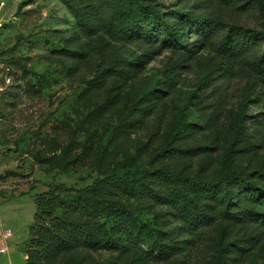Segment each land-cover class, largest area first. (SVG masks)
I'll use <instances>...</instances> for the list:
<instances>
[{"label": "rangeland", "instance_id": "rangeland-1", "mask_svg": "<svg viewBox=\"0 0 264 264\" xmlns=\"http://www.w3.org/2000/svg\"><path fill=\"white\" fill-rule=\"evenodd\" d=\"M154 1L165 11L205 8V13L223 25L210 50L230 26L261 28L257 8L250 0H239L249 3L241 14L217 0ZM71 28L65 7L57 0H0V218L3 224L9 222L19 243L18 249H13V264H25L34 197L51 184L74 191L97 178L90 161H72L81 154L90 135L95 140L105 138L109 168L121 166L130 154L152 169L166 166L193 175H212L244 99L246 79L233 75L202 87L200 97L188 101L200 84L201 71L191 60L176 64L177 57L170 52L155 54L138 72L125 79L111 76L105 87L94 89L97 67L105 70L114 52L129 54L134 46L122 44L116 51H109L100 36L74 34ZM23 70L31 72L29 78H23ZM169 70L176 72L179 82L156 99L136 128L126 134L123 114L143 100L146 86H153L158 79L169 82ZM245 111L254 122L250 126L248 120L247 126L255 133V147L243 151L236 163L254 170L264 162L263 108L249 102ZM181 112H192L191 126L182 140L174 141ZM168 145L183 150L184 155L166 157ZM195 146L199 149L193 151ZM125 203L138 220L158 226L155 215L143 209L139 201ZM153 210L168 214L163 206L153 205ZM163 224L179 227L170 216ZM227 224L217 221L200 229L170 263L154 264H212L214 244ZM232 231L246 249L235 255L233 264H264V227L257 230L236 223ZM12 244L9 242L10 247ZM109 255L101 251L94 256L102 264L110 260Z\"/></svg>", "mask_w": 264, "mask_h": 264}, {"label": "trees", "instance_id": "trees-1", "mask_svg": "<svg viewBox=\"0 0 264 264\" xmlns=\"http://www.w3.org/2000/svg\"><path fill=\"white\" fill-rule=\"evenodd\" d=\"M57 1L65 7L74 34L98 35L109 51H116L122 44L134 46L129 54L114 52L105 70L97 67L94 89L105 87L111 76L127 78L162 52L176 56V64L191 60L198 65L202 78L188 101L199 98L202 87L219 78L241 76L246 84L218 169L212 175H193L166 166L152 169L136 162L130 154L121 166L109 168L105 138L95 140L90 135L81 154L72 161H90L97 178L91 185L74 191L51 184L47 191L34 197L35 213L25 264H101L94 256L101 251L111 256L102 264L170 263L190 243L194 233L217 221L230 224L224 227L226 236L221 233L214 244L212 264H233L236 256L246 251L232 231L234 224L246 223L257 230L264 227V162L254 170L236 163L243 151L255 147V133L247 126L248 120L254 126L247 118V103L263 108L264 126V0H250L260 16V29L230 26L213 50L210 47L223 25L205 13V8L194 12L165 11L154 0ZM217 2L240 14L249 4L239 0ZM170 67L174 69L172 62ZM23 71V78H29L31 72ZM170 74L169 82L158 79L153 86H146L143 100L123 114L126 134L136 128L156 99L179 82L175 71ZM190 115L192 112L179 114L174 141L186 135L191 126ZM167 147L166 157L184 155L175 146ZM197 149L199 146L193 151ZM130 199L139 201L143 209L155 215L158 226L150 227L138 220L125 203ZM153 205L165 207L168 214L154 211ZM167 216L179 227L165 226Z\"/></svg>", "mask_w": 264, "mask_h": 264}, {"label": "crops", "instance_id": "crops-1", "mask_svg": "<svg viewBox=\"0 0 264 264\" xmlns=\"http://www.w3.org/2000/svg\"><path fill=\"white\" fill-rule=\"evenodd\" d=\"M6 205H9V204H6ZM6 207H8V206H6ZM0 222H1V218H0ZM8 223L9 222H6V223L3 224L1 222L2 228L5 229V230H9L12 233L11 228H10ZM9 242H13V244H12L13 246L12 247L9 246ZM3 245H5V247L7 249V252L3 253V254L0 253V264H13V260H12V257H11L14 254L13 249H18L19 243L16 241V239L14 240L13 234H12V237L9 240L4 242L2 240V238H1V229H0V248ZM23 260L24 261L26 260L25 254L23 255Z\"/></svg>", "mask_w": 264, "mask_h": 264}, {"label": "built area", "instance_id": "built-area-1", "mask_svg": "<svg viewBox=\"0 0 264 264\" xmlns=\"http://www.w3.org/2000/svg\"><path fill=\"white\" fill-rule=\"evenodd\" d=\"M0 229H1V238H2V240L4 242L9 240L12 237V233L9 230H5V229L2 228L1 222H0ZM6 252H7V249H6L5 245H3L0 248V253L3 254V253H6Z\"/></svg>", "mask_w": 264, "mask_h": 264}]
</instances>
